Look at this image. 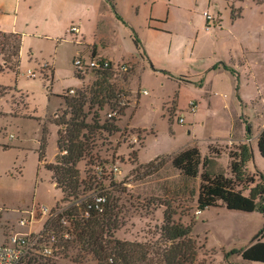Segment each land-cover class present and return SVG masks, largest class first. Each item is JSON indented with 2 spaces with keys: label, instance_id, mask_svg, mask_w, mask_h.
I'll return each mask as SVG.
<instances>
[{
  "label": "rangeland",
  "instance_id": "1",
  "mask_svg": "<svg viewBox=\"0 0 264 264\" xmlns=\"http://www.w3.org/2000/svg\"><path fill=\"white\" fill-rule=\"evenodd\" d=\"M189 1L193 3L196 0ZM205 1L209 0H197L196 4L201 6ZM215 3L219 4V13L210 17L209 21L214 23L215 27L220 26L224 13L220 41L231 46L234 58L246 62L247 71L251 73L248 79L243 80L244 84H241V94L248 100H254L260 95L262 98L260 102L264 104V0H216ZM231 8L236 15H242V18L233 25L229 20ZM199 13V9L191 8L192 18L198 17ZM16 44L15 37H3L0 34V66L6 63L5 61L8 62V66L14 65L11 56ZM135 67L127 73L113 72L108 77L87 71L83 74L82 86L75 89V95H68L71 98L80 92L87 94L86 112L88 122L92 124L93 120H97L94 118V112H99L101 125L109 120L108 114L113 111L116 102L111 100L110 105H105L102 109L91 104L92 93L96 92L97 84L107 80V84L112 86L116 94L126 95L120 100L124 103H121L122 106L127 103L124 115H120L116 122L109 120L118 126L121 132L109 135L98 131L91 156L85 157L78 164L82 180L90 185V179L94 178L92 182L96 181V184L100 185L95 189L97 193L84 191L82 187L80 197L108 194L118 199L121 226L115 235L122 241L141 244L158 242L161 238L166 205H169L176 222L192 227L191 237L197 244L200 262L261 264L245 263L240 254L248 246L263 240L261 233L264 230V215L258 212L230 211L223 206L201 210L198 196L204 172L212 177L224 174L235 180L230 169L231 156L239 154L240 144H247L254 152L264 129V112L252 110L246 112L236 121L233 142L215 140L208 143L207 148L209 138L228 137V121L240 113L237 112L239 110L237 101L229 100L228 106L224 107L226 102L218 97L215 100L217 112H207L203 107L194 118L192 113L197 105L189 104L195 96L194 89L182 91L179 104L184 112H176L177 102L175 99L173 101L172 97L178 90L177 85L161 77L146 76L145 86L150 94L143 95L144 100L140 102L139 91H143L145 87H141L139 82L142 68L139 65ZM224 67L225 70L236 72L229 66ZM135 73L137 76L132 86L133 94L130 85ZM45 77L50 81L51 73L45 72ZM12 81L11 74L0 75L1 83L11 84ZM220 81L214 79L219 90H222L219 86L227 88L230 84V81L219 84ZM27 87L30 90L29 94L35 95L37 115L46 118L54 114V108L44 104L41 84L28 83ZM64 87H66L64 83L57 85L58 91ZM3 88H0V211L9 223L5 224L0 219V237L7 233L4 228L16 227L18 222L27 216L25 212L34 211L59 196L49 177L41 172L38 175L37 172L41 124L35 120L13 119L31 117L35 112H26L25 94ZM64 96H67V93ZM65 110L67 107L61 109L58 115L62 116ZM50 119L52 118L43 120L47 123ZM130 121L132 125L141 128L129 127ZM191 124H194V127L191 128ZM9 134L16 135V138L10 139ZM5 143H10L12 148L4 150V147L7 148ZM145 143L146 148L140 157L142 162L148 163L158 156L160 159H166V164L158 172L148 176L145 175L147 169L140 165L139 158L133 155V152L138 154L145 147ZM193 143L198 145L200 153L203 154L202 161L207 157L210 158V162L206 169L203 165L200 166L197 178L190 179L174 168L167 158L188 149ZM56 147V144L50 145L47 158L52 159ZM236 184L237 190L245 196H249L256 185H264V162L252 160L248 164L245 182L237 181ZM64 203L66 202L59 203V206L65 208L61 205ZM52 258L56 264L63 261L71 262L62 255ZM81 264L98 263L88 257L87 261Z\"/></svg>",
  "mask_w": 264,
  "mask_h": 264
},
{
  "label": "crops",
  "instance_id": "2",
  "mask_svg": "<svg viewBox=\"0 0 264 264\" xmlns=\"http://www.w3.org/2000/svg\"><path fill=\"white\" fill-rule=\"evenodd\" d=\"M215 1H205L199 6L196 4L197 0L193 3L189 0H0V32L6 35H17L20 38L17 70L2 64L3 71L0 72L2 76L11 74L13 81L11 84L0 82V86L26 95V112H35V114L27 118L13 119L35 120L41 124V136L37 150V172L38 175L41 172L48 176L59 194L52 201H47L46 205L34 210L36 222L29 227L20 228L17 225L4 228L6 229L4 231L9 234L17 231L30 234L40 233L47 219L39 214V210L42 207L52 210L61 208L59 203H63L64 194L57 188L53 173L45 168L44 163L40 162L39 149L43 124L46 123L43 119H55L58 112L66 107L64 94L67 93L68 96L69 90L79 89L82 86L84 80L77 78L73 65L74 60L79 56L86 59L97 58L109 61L114 66L127 63L130 64L132 70L139 65L142 68L139 82L141 87H145L143 91L147 92L144 95L143 91H139L141 92L140 102L144 100L143 95L150 94L145 86L146 76L161 77L177 85L178 90L172 97L173 101L175 99L177 102L176 112H184L179 104L182 91L188 88L194 89L195 96L189 102V104L196 103L197 105L192 113L194 118L203 107L207 112H217L215 100L218 97L226 102L224 107L228 106L229 100L232 102L236 100L239 109L237 112L240 113L228 121V137L209 138L207 148L208 143L215 140L233 142L236 121L246 112L250 110L264 112V104L260 102L262 99L260 95L254 100H248L245 95L241 94V84H244L243 80L248 79L251 73L247 71L246 62L237 61L238 59L234 58L231 46L220 41V31H223L224 26V13L221 16L220 26L215 27L214 23L209 21L210 17L219 13V4ZM192 7L200 11L196 18H192ZM229 12L231 25L242 18L232 20L231 11ZM72 27L77 28L78 31L71 33ZM135 38L139 41V47L135 44ZM224 66H229L236 72L225 70ZM45 72L51 73L50 81L46 79ZM136 76V73L133 74L130 85L133 94L132 86ZM214 79L221 80L219 84L226 81H230V84L227 88L219 86L222 89L219 90ZM28 83L41 84L44 104L54 108V114L50 117L41 118L37 115L38 105L35 95L29 94ZM58 83H64L66 87L58 91ZM52 119L47 122L48 148L52 143L57 145L58 140L59 128L53 124ZM183 120L185 123L184 117ZM129 127L141 128L132 125L131 121ZM190 127H194V124ZM8 137L15 139L16 135L9 134ZM194 143L188 148H198V145ZM5 144L7 148L4 147V150L12 148L10 143ZM145 148L146 143L145 147L138 152L140 165L151 162L145 163L140 159L141 152ZM58 153L57 146L52 159L47 158L46 154L45 162L53 163ZM253 160L264 162L258 148V141L254 148ZM68 204L66 202L61 205L66 208ZM0 219L5 224L9 223L4 215H1ZM60 264L74 263L63 261Z\"/></svg>",
  "mask_w": 264,
  "mask_h": 264
},
{
  "label": "trees",
  "instance_id": "3",
  "mask_svg": "<svg viewBox=\"0 0 264 264\" xmlns=\"http://www.w3.org/2000/svg\"><path fill=\"white\" fill-rule=\"evenodd\" d=\"M241 17L242 15H236L234 9L231 8L232 20ZM0 34L3 37H15L17 40L11 56L14 59V65L8 66L7 61L4 63L10 69L17 70L20 57V38L17 35H6L1 32ZM135 44L137 47L140 46L137 38H135ZM2 71L3 67L0 66V72ZM112 73L108 70L100 74L108 77ZM76 76L80 80L84 79L80 72L76 71ZM107 83V80H104L97 84L98 88L96 92L92 93L93 97L90 103L102 109L105 105H110L109 101L115 100L113 111L124 115L127 103L122 106L120 100L126 95L116 94L112 86ZM0 88L3 87L0 86ZM63 98L67 110L62 112V116L57 115V119L53 121V124L59 128L57 140L59 153L55 161L53 163L45 162L49 143L47 123L43 124L39 149L40 162L44 163L45 168L53 173L57 188L64 194L63 202L70 204L58 218L46 222L44 225L45 238L51 233L57 237V242L53 246V257L62 255L64 259H68L74 264L86 262L88 257L98 264H205L198 260L197 244L191 237L192 227L176 222L173 218L174 212L169 205H166L164 212L160 240L155 243L141 244L116 238V231L121 226L118 199L108 194H90L83 198L80 197L82 187H84V191H94V193H97L95 189L100 187L96 181L92 182L94 178L90 179V185L82 180L78 169V164L85 157L91 156L97 132L111 135L119 133L121 130L109 120L101 125L99 112H94V118L97 120H93V124L88 122L87 94L80 92L71 98L69 96H63ZM114 121L116 122V119ZM258 148L264 158V130L258 138ZM238 149L239 154L231 156L230 163L235 180L224 174L214 177L207 172L202 174L198 196V205L201 210L223 206L230 211L258 212L264 215V185H256L250 191L249 196H245L236 188L237 181L245 182L247 165L253 160V150L250 146L242 144ZM133 155L138 158V154L135 152ZM167 160H170L173 167L183 176L190 179L197 178L200 166L203 165L206 169L210 162V158L207 157L202 161V155L198 148H188L171 158L168 157ZM165 164L166 159L157 157L143 166L147 169L145 175L158 172ZM98 199L101 201L98 202ZM97 206L99 209L96 208ZM86 212L89 213V217H85ZM64 216L70 221L69 229L63 228L60 223ZM65 234L69 235L68 239L65 238ZM261 236L263 240L242 250L240 256L243 261L264 264V230ZM40 260L44 262H40ZM25 264H56V262L52 257L30 255Z\"/></svg>",
  "mask_w": 264,
  "mask_h": 264
},
{
  "label": "built area",
  "instance_id": "4",
  "mask_svg": "<svg viewBox=\"0 0 264 264\" xmlns=\"http://www.w3.org/2000/svg\"><path fill=\"white\" fill-rule=\"evenodd\" d=\"M78 30L75 27L71 28V33H76ZM73 65L77 72H80L82 75L87 71L102 73L104 71H112L119 73H127L132 70V67L127 64H119L114 66L113 63L105 60H99L97 58L86 59L83 56L77 57ZM142 94H147L146 91H143ZM68 95H75V90L71 89L68 92ZM124 104V103H122ZM119 113L112 111L108 114V119L113 121L119 117ZM98 202L101 200L98 199ZM99 209V207H96ZM65 208H59L52 210L46 207H42L39 210V214L42 217H46L47 222L52 221L60 214H62ZM26 217H23L18 222V227L27 228L34 222H36L35 211L25 212ZM1 217V212H0ZM85 217H89V213H85ZM60 223L63 228L69 229L70 221L65 216L61 218ZM13 227V226H12ZM66 239L69 238L68 234L64 235ZM57 242V237L54 233H51L47 238L44 236V228L40 233L30 234L24 232H15L2 234L0 237V264H25V261L30 255H40L44 257H53L54 244Z\"/></svg>",
  "mask_w": 264,
  "mask_h": 264
}]
</instances>
